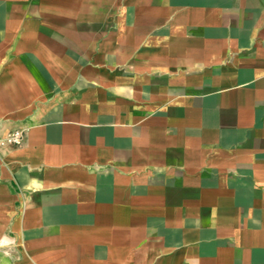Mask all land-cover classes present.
I'll return each instance as SVG.
<instances>
[{"label":"crops","instance_id":"1","mask_svg":"<svg viewBox=\"0 0 264 264\" xmlns=\"http://www.w3.org/2000/svg\"><path fill=\"white\" fill-rule=\"evenodd\" d=\"M0 264H264V0H0Z\"/></svg>","mask_w":264,"mask_h":264},{"label":"built area","instance_id":"2","mask_svg":"<svg viewBox=\"0 0 264 264\" xmlns=\"http://www.w3.org/2000/svg\"><path fill=\"white\" fill-rule=\"evenodd\" d=\"M21 140H22V134L19 132H15L8 139V141L13 144H19Z\"/></svg>","mask_w":264,"mask_h":264}]
</instances>
